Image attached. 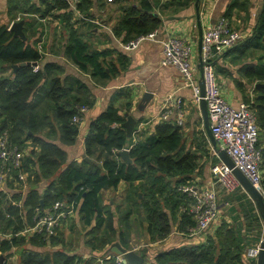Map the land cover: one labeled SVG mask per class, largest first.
I'll use <instances>...</instances> for the list:
<instances>
[{
    "label": "trees",
    "instance_id": "1",
    "mask_svg": "<svg viewBox=\"0 0 264 264\" xmlns=\"http://www.w3.org/2000/svg\"><path fill=\"white\" fill-rule=\"evenodd\" d=\"M117 1L121 3L122 15L114 30L117 36H122L124 43L154 31L163 22L153 11L151 0H141L138 4ZM192 1L170 0L178 6H187ZM93 3L94 0H80L77 7L85 17L91 18L93 14L88 10ZM251 4L252 0H231L223 17L235 26L233 17L244 14L247 20ZM163 6L167 8L169 3ZM57 10L64 12L55 14ZM17 13L25 20L27 40L14 35L10 30L11 22H0V73L22 62H38L40 69L34 71V66H19L11 77L0 76V134L8 130L10 140L24 152L23 168L28 174L25 196L21 197L18 189L12 192V199L21 202L20 205L6 199V192L0 189V252L5 255L1 264H12L8 258L14 254L15 248L21 249L23 264H94L99 259L96 255L85 257L58 248L61 230L51 237L23 233L34 224L37 206L47 208L57 200L74 203L80 223L84 227L92 226L87 235L93 251L106 249L116 240L132 249L131 217L134 213L138 214L141 224H146L151 242L165 239L174 227L183 233L195 225V218L188 210L189 197L178 187L192 181L193 174L201 169V159L210 155L205 131L199 130L198 146L193 149L187 146L184 128L171 119L159 122L154 132L144 139L131 142L122 126L127 116L116 104L117 98L127 93L122 89L90 122L84 145L85 154L91 160L84 158L82 162L67 164V153L56 140L68 146L76 143L80 125L73 123V117L78 114L79 106L91 108L94 97L89 85L80 77L68 75L62 79L55 74L56 69L62 71L57 63H43L44 55L37 44L43 40L45 28L33 29L30 35L28 29L34 28L37 20L28 21L24 16L40 15L39 20L57 16L69 21L75 16L78 19L75 22L83 19L76 17L66 0L31 3L29 0H10V20L16 21ZM111 54L109 50L91 48L83 34L71 27L65 55L96 83L118 73L117 64L107 59ZM229 54L233 55V61L241 64L243 75L257 83L253 89V101L248 99L249 96L245 100L251 103L257 114L264 186V4L251 34L227 50L226 55ZM125 58L118 60L121 68L126 64ZM125 108L129 111L131 102L126 103ZM124 148H129L132 163L121 160L119 151ZM213 157L214 163L219 161L218 157ZM44 181L45 186L42 185ZM122 181L128 184L125 202L129 208L117 218L112 207L103 202L102 191L117 189ZM14 184L23 186L16 179L6 181L11 189L15 188ZM223 202L229 203L222 206V211L226 208L231 222L224 218L204 242L161 250L154 254L151 262L144 264H244L242 255L248 237L256 229L255 240H261L263 221L254 202L242 188L233 194H225ZM182 205L186 207L184 211ZM243 208L246 212H242ZM27 245L55 250L41 253L27 248ZM140 253L147 258L145 249ZM101 257L104 258L103 264H128L117 261V254L111 251Z\"/></svg>",
    "mask_w": 264,
    "mask_h": 264
},
{
    "label": "crops",
    "instance_id": "2",
    "mask_svg": "<svg viewBox=\"0 0 264 264\" xmlns=\"http://www.w3.org/2000/svg\"><path fill=\"white\" fill-rule=\"evenodd\" d=\"M29 1L30 3L38 2V0ZM140 1L141 0H124L123 4H138ZM151 1L154 3L153 11L159 15L163 21L160 27L157 28L159 29L157 40H144L137 48L132 50H126L123 47L124 42L122 41V36H117L114 30L122 15V11L120 10L121 3L117 0H104L103 2L94 0L93 5L88 10V13H92L93 17H87L88 19L82 21L79 20V22H75L78 19H76L74 15V18H72L71 21L65 19V17L48 16L44 20H39L40 15L31 16L36 18L34 20H37V22L34 23V28L32 29L36 28L38 31H40L42 28H45V35L43 37V44L45 48L43 63H57L59 67L62 68V71L60 72L59 69H56L55 74L59 75L62 79L68 75L80 77L89 85L94 97V104L85 115L84 122L80 126V134L76 143L68 146L60 143L58 139L56 140V142L67 153V164L72 161L82 162L84 160L83 156L86 155L84 142L90 122L106 109L111 100L118 93H120L122 89L127 91V93L125 95H120L117 98L116 104L121 108L123 114L128 112L137 120V125L135 127L133 136L129 137L131 142L144 139L147 135L154 132L155 127L158 124V121L156 120L161 110L163 109L166 102H168V98L174 96L175 98H181L185 104L186 121L183 128L186 136L187 146H191L193 149L198 146L197 136L199 130L203 129L205 131L201 110L199 106L197 108L195 107L196 104L192 100V88L184 84L182 75L178 69L174 66H165L162 64L163 47L161 40L176 36L187 38L193 47L194 61L200 62L201 53L199 49V42L201 38V32L205 31L208 27L215 25L220 20V18L224 16V13L226 12L231 0H201L199 2V12L196 5L197 0H193L187 6H178L176 3L174 4V2L171 3L170 0ZM103 3L104 5L101 6ZM167 3H169V7L165 8L163 5ZM263 4L264 0H252L249 18L245 20L244 14L235 15L233 17L235 26L237 25L236 27L242 29L245 34H251L256 25L257 18L260 14ZM9 7L10 0H0L1 23L11 22L12 24L15 21L10 20L8 15ZM62 12H64V10H57L54 13L58 14ZM19 13L16 14L18 15L17 18L21 16ZM27 20L32 21L28 18ZM71 27L77 29L83 34L91 48L100 51H111L112 54L109 55L107 59L112 60L117 64L119 67L118 73L111 76L106 81L96 83L94 80H92L88 73L83 72L74 62H72L65 55V45L67 44ZM226 52L227 50L216 55L214 58L218 82L221 85L225 98L234 106H238L240 102L244 101L248 96V99L253 101L255 92L253 91L254 86L252 87V85H256V81L254 79L245 77L240 70L241 64L233 61V55H226ZM123 57H126L125 59L127 60H125V66L121 68L118 60L119 58ZM13 71H16L14 67H7L2 73H0V76L11 77ZM200 79L201 73L199 75V80ZM146 92L152 93L153 97L149 101H143V97ZM128 102H131V108L129 111L125 108V104ZM188 137L191 138L190 142H188ZM207 138L209 141L208 149L210 153V171L209 167H206L204 172H202V169H200L197 173L193 174V180L189 181L199 187H204L207 185L213 177L211 166L214 164L213 156L215 155L212 153V143L208 136ZM195 175L199 176L195 177ZM200 179H203L204 183H201ZM14 185L15 188L11 189L10 186L4 183L3 185H0V189L6 192V199L11 200L13 204L20 205L21 202H17L12 199V192L13 190L18 189L21 191V197H24L28 188L27 185L26 187H20L17 184ZM42 185H46L45 181L42 183ZM219 190L221 191V188H219ZM127 191L128 184L125 181L120 182L117 189L110 188L102 191V197L104 194L106 195V193H110L108 197L106 196L103 198V202L105 204H109L112 207V210L115 211L116 215L118 214L117 216L120 214L116 212L118 207L115 205L116 198L119 199L121 197L123 200H125ZM134 215L135 213L131 217L132 221H134ZM227 219L229 221L232 220L230 216ZM74 220H77V222L80 220L78 211L61 228L64 231V240L61 239L62 230L60 229L61 233L59 238L61 241L58 245V248L63 249L70 254H80L85 257L96 255L98 258H102L101 256L103 254L110 251L111 245L106 249H97L93 251L89 244L88 235H86L87 238L85 239V243L83 242L81 246L79 245L80 247H76L75 250L63 246L66 237H69V233L66 232L67 234H65V231L66 229H69L70 223ZM115 225L118 226V220H116ZM90 227H84L87 229L86 234L88 233L87 231L90 229ZM184 237L185 236L181 235L180 232L176 230V227H174L168 237L163 240L149 242L146 246L159 245L163 246V248L165 247L163 250H166L174 246L186 244V240L185 242L183 241ZM192 240L193 239L188 240L187 243L198 242L197 239H194L193 241ZM201 240L203 241L202 238L199 239V241ZM116 241L120 242L119 240ZM27 248L40 251L41 253L55 250V248L37 247L32 245H27ZM20 250V248H15L14 254L8 258V261H10L12 264L13 261H15V264H23L21 261ZM134 250L140 253L139 249ZM149 262H151V259L149 256H147L144 263Z\"/></svg>",
    "mask_w": 264,
    "mask_h": 264
},
{
    "label": "built area",
    "instance_id": "3",
    "mask_svg": "<svg viewBox=\"0 0 264 264\" xmlns=\"http://www.w3.org/2000/svg\"><path fill=\"white\" fill-rule=\"evenodd\" d=\"M66 1L77 18L88 19L77 7L80 0ZM158 31L159 29H155L148 34L141 35L128 43H124L123 47L126 50H132L144 40H157ZM246 36L247 34L242 29L233 26L226 17H221L215 25L203 31L202 77L205 82V100L209 112L210 127L217 140L218 148L229 154L235 166L264 195L261 169L263 155L261 148L258 147L259 125L256 111L251 103L246 100L240 102L238 106H234L225 98L214 65L216 55L229 50ZM161 43L163 47L162 64L178 69L184 84L192 88V100L199 106L202 98L199 85L200 67L199 62H195L193 59L191 42L187 38L168 37L161 40ZM37 47L40 53L44 55L43 40L38 42ZM36 63L34 71L40 69V64ZM89 109L87 105L79 106V112L73 117V123L81 126ZM171 119L177 125L185 126L186 108L181 98L169 97L156 121L159 123ZM212 153L218 157L216 149L212 148ZM24 156L25 154L20 147L10 140L9 131H3L0 134V185L6 183L10 178L16 179L19 184L26 187L28 174L23 168ZM211 172L212 180L204 187H199L191 182L181 184L178 187L180 192L189 197L188 210L196 221L195 225L188 227L186 232H180L188 240L201 237L218 220L222 213L221 195H230L242 188L232 169L220 159L211 166ZM218 187L223 191L222 194H220L221 191ZM223 204L229 205L228 202H223ZM185 209L186 207L182 205L181 210L184 211ZM74 214V203H68L65 200H57L47 208L37 206L34 210V224L24 229L23 233L38 234L43 237L55 236ZM260 244L261 240L248 248L244 256L248 264H257ZM123 260V255H117V261L123 262ZM103 263L104 258H99L94 264Z\"/></svg>",
    "mask_w": 264,
    "mask_h": 264
},
{
    "label": "water",
    "instance_id": "4",
    "mask_svg": "<svg viewBox=\"0 0 264 264\" xmlns=\"http://www.w3.org/2000/svg\"><path fill=\"white\" fill-rule=\"evenodd\" d=\"M201 0H197L196 1V5L198 8V12H199V2ZM24 26H25V20L21 19V20H17L14 21L11 24L10 30H12L14 32L15 36H19L20 38H22L23 40H27V35L24 31ZM200 42H199V49H200V53L202 51V37H203V32H201V36H200ZM37 63L36 62H22L20 64H15L14 68L15 70L19 67V66H25V65H29V66H35ZM202 61H201V57H200V62H199V67H200V73H201V79L199 80V85H200V90H201V100H200V104H199V108L201 110V115L203 117V123H204V129L206 131L207 136L209 137L212 146L214 149L217 150V154L218 157L221 161H223L230 169H232L233 173L235 174V176L237 177V179L239 180L242 188L244 189V191L249 195V197L252 199V201L254 202L257 211L263 221V225H264V195L251 183V181L246 177V175L240 170L238 169L232 158L229 156V154L223 150L218 148V144H217V140L214 137V134L211 130L210 127V118H209V112H208V107H207V102L205 100V82L203 80V69H202ZM261 84H258L257 86H260ZM152 93L150 92H146L144 94L143 97V101H149L152 98ZM127 116L126 121H124L122 123V126L126 129L127 131V136L128 137H132L135 127L137 125V120L133 115H130L128 112L125 114ZM119 156L120 158L126 162V163H132L133 160L130 157V150L129 149H122L121 151H119ZM86 160H91L90 158H88L86 155L83 156ZM141 196V195H140ZM43 204V201H42ZM142 207V205H141ZM142 215H143V220L146 219V216L144 215L143 209H142ZM110 251L113 253H116L117 255H123L124 263H128V264H144L145 262V257L138 253L137 251H135L134 249H127L125 247H123L120 242L116 241L114 243L111 244L110 246ZM5 260V255L1 254L0 255V264ZM257 264H264V236L261 239V244H260V251H259V255H258V259H257Z\"/></svg>",
    "mask_w": 264,
    "mask_h": 264
},
{
    "label": "rangeland",
    "instance_id": "5",
    "mask_svg": "<svg viewBox=\"0 0 264 264\" xmlns=\"http://www.w3.org/2000/svg\"><path fill=\"white\" fill-rule=\"evenodd\" d=\"M24 17L25 18H28V19H31L32 21L34 19H36L35 17H31V16H28V17L24 16ZM20 18H21V16L19 18H17V20L20 19ZM28 32L31 35L34 31L30 27L28 29ZM178 37H180V36H178ZM182 38H184V37H182ZM253 86L254 85H252V87ZM250 90H251V88H250ZM195 104H196L195 107L197 108L198 107V104L197 103H195ZM190 141H191V138L188 137V142H190ZM209 160H210V155L207 156V157H205V158L203 157L201 159V169H202V172L205 171L206 167H209V171H210ZM202 174H201V176H202ZM196 176H199V175H195V177ZM200 180H201V183H204L203 179H200ZM222 193H223V191L220 192V194H222ZM109 194L110 193H106V195L104 194L103 198H105L106 196L108 197ZM221 198H220V200L222 202V206H224V207L227 206V205H224L223 204V195H221ZM122 202H125V200H123V198H121V197L119 199L116 198L115 205L118 206L116 212L119 213V214L127 211L128 208H129V205L125 204L126 202L125 203H122ZM244 211L246 212V210L243 208V211L242 212H244ZM228 217H229V215L226 212V208H225V209H223V211H222L221 215L219 216L218 220L213 225H211L210 228L202 235L203 237L201 236V237L197 238V241L198 242H201L202 240L199 241V239L202 238L203 239L202 242H204L209 235H213L214 234L216 228L218 226H220L222 224V222L224 221V218H228ZM242 221L244 222L245 220H242ZM228 222H231V221H228ZM79 223H80V220H79V222H77V220H74V221H72L70 223L69 229L68 230L66 229L65 234H67L66 232L69 233L68 234L69 237H66L65 243H63V246H65L66 248H70V249H74L75 250L76 247L79 248L83 242L85 243V239L87 238V236H86L87 235L86 234V230L87 229L84 228L83 226H80L82 224L81 223L79 224ZM61 230H62L61 239L64 240V238H65L64 235H63V232L64 231H63V229H61ZM256 232H257L256 229H254L250 233V235L248 237V244H247L245 250L243 251V255H242V259H243V263L244 264H248L246 262V259L244 258V256L246 255V252H247L248 248L256 244V240H255L256 239V236H257L256 235L257 234ZM131 233H132V236L130 238V245H131L132 249H139V251L142 250V249H145L150 259H153V256H154L155 253H157L160 250H163L165 248V247L163 248V246H159V245L158 246H146L149 242H151V240H150L148 234H146L147 233L146 232V224H141L140 223V220L138 218V214L137 213H135V215H134V221H132V231H131ZM263 236H264V228H263L262 238H263ZM187 239H188L187 237H184L183 241L185 242V240H186V243H187L188 242ZM256 263H257V261H256ZM13 264H15V261H13Z\"/></svg>",
    "mask_w": 264,
    "mask_h": 264
}]
</instances>
